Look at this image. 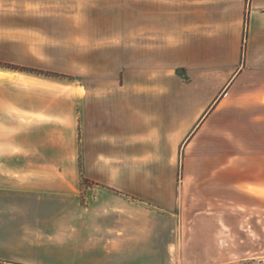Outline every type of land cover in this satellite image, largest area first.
<instances>
[{
  "label": "crops",
  "instance_id": "crops-1",
  "mask_svg": "<svg viewBox=\"0 0 264 264\" xmlns=\"http://www.w3.org/2000/svg\"><path fill=\"white\" fill-rule=\"evenodd\" d=\"M48 1L0 0V264H179L264 192V0Z\"/></svg>",
  "mask_w": 264,
  "mask_h": 264
},
{
  "label": "rangeland",
  "instance_id": "rangeland-1",
  "mask_svg": "<svg viewBox=\"0 0 264 264\" xmlns=\"http://www.w3.org/2000/svg\"><path fill=\"white\" fill-rule=\"evenodd\" d=\"M37 7L51 10L55 25L68 24L67 19L74 15L72 21L76 24L77 0H52ZM0 67L26 71L14 66ZM49 76L77 84L75 76ZM81 188L93 187L83 182ZM82 200L95 201L96 195ZM189 203V200L185 202L187 209L181 210V217L191 222L181 237V250L177 252L179 264H264V192L256 199L209 203L208 208L202 209L190 208Z\"/></svg>",
  "mask_w": 264,
  "mask_h": 264
},
{
  "label": "trees",
  "instance_id": "trees-1",
  "mask_svg": "<svg viewBox=\"0 0 264 264\" xmlns=\"http://www.w3.org/2000/svg\"><path fill=\"white\" fill-rule=\"evenodd\" d=\"M15 69V68H14ZM21 70H23V69H21Z\"/></svg>",
  "mask_w": 264,
  "mask_h": 264
}]
</instances>
